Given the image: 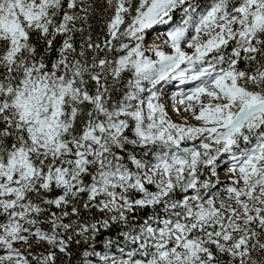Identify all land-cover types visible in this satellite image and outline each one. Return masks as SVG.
Listing matches in <instances>:
<instances>
[{
    "label": "snow or ice",
    "instance_id": "obj_1",
    "mask_svg": "<svg viewBox=\"0 0 264 264\" xmlns=\"http://www.w3.org/2000/svg\"><path fill=\"white\" fill-rule=\"evenodd\" d=\"M0 264H264V0H0Z\"/></svg>",
    "mask_w": 264,
    "mask_h": 264
}]
</instances>
